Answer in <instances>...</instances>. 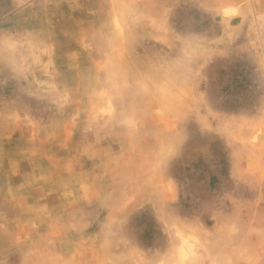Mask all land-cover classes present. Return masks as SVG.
<instances>
[{
  "label": "rangeland",
  "instance_id": "1",
  "mask_svg": "<svg viewBox=\"0 0 264 264\" xmlns=\"http://www.w3.org/2000/svg\"><path fill=\"white\" fill-rule=\"evenodd\" d=\"M0 264H264V0H0Z\"/></svg>",
  "mask_w": 264,
  "mask_h": 264
}]
</instances>
